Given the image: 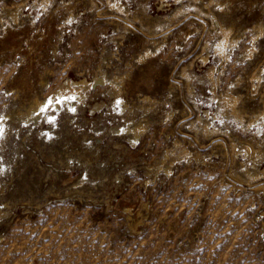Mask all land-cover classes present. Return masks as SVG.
<instances>
[{"label": "rangeland", "instance_id": "1", "mask_svg": "<svg viewBox=\"0 0 264 264\" xmlns=\"http://www.w3.org/2000/svg\"><path fill=\"white\" fill-rule=\"evenodd\" d=\"M263 74L264 0H0V117L68 78L94 83L53 124L9 119L0 264H264V191L243 181L256 166L242 146L264 150ZM234 81L244 122L216 98Z\"/></svg>", "mask_w": 264, "mask_h": 264}, {"label": "bare ground", "instance_id": "2", "mask_svg": "<svg viewBox=\"0 0 264 264\" xmlns=\"http://www.w3.org/2000/svg\"><path fill=\"white\" fill-rule=\"evenodd\" d=\"M48 1V0H47ZM195 1H198V0H195ZM116 4V3H115ZM112 5V4H111ZM125 7V6H124ZM182 7V6H181ZM114 8V7H113ZM182 10V9H181ZM179 12V11H178ZM202 13H203V11H202ZM178 14V13H177ZM210 14V13H209ZM214 16V15H213ZM216 16V15H215ZM223 16V15H222ZM18 17V16H17ZM218 18V17H217ZM17 20V19H16ZM217 20H219V19H217ZM216 20V21H217ZM220 22V21H219ZM218 21H217V24L219 23ZM227 26V25H226ZM226 26H221V32H222V39H221V41H219V43H218V45L216 46V51L220 54V55H222V54H224V51H225V48H226V46H227V44L229 45V43H228V40H229V37H230V35L232 34L231 32H230V30L226 27ZM262 27V26H261ZM161 28V27H160ZM230 28V27H229ZM156 31V30H155ZM231 33V34H230ZM221 34V33H220ZM230 34V35H229ZM221 36V35H220ZM253 49H254V47H252L250 50H249V53H252V51H253ZM147 54H150V51H148L147 53H146V55ZM146 55H144L145 57H146ZM142 59V58H141ZM202 59V58H201ZM207 60H208V57L207 56H204L203 57V61L204 62H207ZM215 68L216 67H214V66H212L210 69H209V71L206 73V75L208 76V77H210L211 79H212V83H213V90L215 91L216 90V86H217V82H218V80H215V79H217L216 77H214V70H215ZM258 70V69H257ZM260 70V69H259ZM185 72V71H184ZM183 72V73H184ZM190 73V71L189 72H187V75ZM262 73V72H261ZM185 74V73H184ZM192 74H194L193 72H192ZM105 75V74H104ZM195 75V74H194ZM264 75V74H263ZM123 76V75H122ZM185 76V75H184ZM190 76H192V75H190ZM112 77V76H111ZM193 77H196V76H193ZM259 77V76H258ZM103 78V77H102ZM114 78V77H113ZM113 78H111L110 80H112ZM126 78V77H125ZM186 78H187V76H186ZM191 78V80H192V77H190ZM253 78V77H252ZM257 78V77H256ZM261 78H262V76H261ZM106 79V78H105ZM115 79V81H117V80H119V79H124V77H115L114 78ZM254 79V78H253ZM98 80L99 79H97L96 80V82H98ZM125 80V79H124ZM124 80H123V82H124ZM237 80V79H236ZM259 80V79H258ZM261 80V79H260ZM259 80V81H260ZM65 81V80H64ZM99 81H103V79L102 80H99ZM106 81V80H105ZM114 81V80H113ZM115 81L112 83V84H114L115 83ZM217 81V82H216ZM257 81V80H256ZM94 82V81H93ZM122 82V81H121ZM251 82V81H250ZM90 84H88L87 83V81L84 79H82L81 81H73V80H70L69 78H68V80H66L61 86H59L56 90H54V91H51L49 94H47V96H45L44 98H39V97H37V98H35L34 99V101L32 102V105L28 108V109H26V110H22V109H24V108H22L21 110H19L18 112H17V114L16 115H12V114H4V115H2L1 117H0V157H3L4 158V160H6L7 158H9V153H8V149H9V146H11L10 145V143H11V139L13 138V136L15 135V133L17 132V129H19V123H18V125H15V126H17L16 127V130H15V127H14V122H12V121H9V119H12V120H16V121H21L22 123H24V124H27V123H31V124H40V125H42L43 123H51V124H53V109H55V111H56V109H59L60 110V108H61V105H62V102L63 101H66V102H69L70 101V99L71 98H75V97H77V98H79V99H81V102H82V100H84L85 101V97H86V91H85V89H87L89 86L91 87V86H93V84L94 83H91V82H89ZM217 83V84H216ZM236 81H234V82H232L228 87H226L225 88V90L223 91V93L222 94H220V95H217V97L216 98H218L219 99V104H220V108H221V110L223 111V112H225V113H227L229 116H232V117H234L235 119H240V120H244V114L246 113V111H245V108L248 106L245 102L247 101H245L244 102V100H243V96H242V93H241V90H238L237 89V87H236ZM259 83V82H258ZM116 84H117V82H116ZM123 84V83H122ZM190 84V83H189ZM239 84V83H238ZM261 84V83H260ZM120 85H121V83H120ZM248 86H250L249 84H247ZM112 86H114V85H112ZM254 87H256V89H257V85H255ZM259 87V86H258ZM261 87H262V85H261ZM116 89L118 88V86L117 87H115ZM120 88L122 89V87L120 86ZM188 88H190V87H188ZM253 89V88H252ZM255 89V90H256ZM259 89V88H258ZM260 90H262L261 88H260ZM118 92V91H117ZM116 92V93H117ZM119 92H121L120 91V89H119ZM257 92V91H256ZM122 93V92H121ZM120 93V94H121ZM254 93V92H253ZM253 93H252V95H253ZM258 93V92H257ZM259 93H261V92H259ZM87 94H88V92H87ZM115 94V93H114ZM256 95V94H255ZM261 95H262V93H261ZM122 96V95H121ZM120 96V97H121ZM258 96H259V94H258ZM262 97V96H261ZM87 98H88V96H87ZM144 100H146V102L149 100V96H146L145 95V97L143 98ZM217 99V100H218ZM78 100V99H77ZM261 98H260V100H257V101H260V102H258V103H261ZM118 101H120V98H118L117 100H116V102H118ZM150 101V100H149ZM249 101V100H248ZM256 101V100H255ZM122 102H124V101H122ZM121 102V103H122ZM64 103V102H63ZM85 103V102H84ZM125 103V102H124ZM257 103V102H256ZM264 104V103H263ZM70 105V104H69ZM69 105H67L68 107H69ZM125 106V105H124ZM263 106V105H262ZM143 108V107H142ZM20 109V108H19ZM18 110V109H17ZM121 110V109H120ZM123 110V109H122ZM121 110V111H122ZM125 110V109H124ZM148 110V109H147ZM220 110V111H221ZM250 112V111H249ZM123 114H125L124 112H123ZM127 114H129V113H127ZM221 114V113H220ZM224 114V113H223ZM248 115V114H247ZM255 115H256V113H255ZM254 115V116H255ZM206 116V115H205ZM208 116V115H207ZM218 116V114L217 113H215V115L213 116V118H216ZM221 116V115H220ZM250 116V115H249ZM258 117H261V118H263L264 119V109L260 112V114L259 115H257ZM199 117V116H198ZM201 117V116H200ZM247 117V116H246ZM137 118V117H136ZM135 118V119H136ZM233 118V119H234ZM249 118V117H248ZM254 117H251L250 118V120H249V125L250 124H252V122H254V119H253ZM139 119V118H138ZM97 120H99V119H97ZM131 120V119H130ZM134 120V119H133ZM132 120V121H133ZM206 120H208V119H206ZM256 120V119H255ZM258 120V119H257ZM138 121V120H137ZM143 121V120H142ZM131 122V121H130ZM244 122V121H243ZM16 123V122H15ZM133 123V122H132ZM144 123V122H143ZM247 123V122H246ZM130 124V123H129ZM134 124V123H133ZM203 124V123H202ZM144 125V124H143ZM22 126V125H21ZM24 126V125H23ZM128 126V125H127ZM129 126H131V125H129ZM251 126V125H250ZM249 126V127H250ZM30 127V126H29ZM44 127V126H43ZM41 128L40 130H38L39 132L38 133H40V135H44L46 138H50L51 136H52V127H53V125H50V127L48 128V129H44V128ZM121 127V126H120ZM124 127H126V126H124ZM124 127H122L123 129H126V128H124ZM144 127V126H143ZM22 128V127H21ZM31 128V127H30ZM118 128V127H117ZM142 126L140 125V126H135V128L133 129V130H131L132 132L134 131L136 134H139V130H140V132L142 131ZM229 128V127H228ZM119 129V128H118ZM121 129V128H120ZM128 129L130 130V127H128ZM127 129V131H129ZM259 129V128H258ZM145 131V130H144ZM203 131L205 132L204 134H207V135H213V134H217L220 130L218 129V127H214V128H212L211 126H210V122L209 121H206L205 123H204V126H203ZM21 132V131H20ZM130 132V131H129ZM131 132V133H132ZM197 132V131H196ZM227 132V131H226ZM35 133V132H34ZM34 133H33V136H34ZM142 133V132H141ZM37 134V133H36ZM198 134V133H197ZM202 134V133H201ZM204 134H202V135H204ZM27 135V134H26ZM134 135V134H133ZM206 135V136H207ZM229 135V134H228ZM17 136V135H16ZM18 138V137H17ZM37 138V137H36ZM26 139H27V137H26ZM232 139V138H231ZM23 140V139H22ZM41 140H42V138H41ZM40 140V141H41ZM14 141V140H13ZM27 141H29V140H27ZM37 141V140H36ZM39 141V142H40ZM137 141V137L134 139V142H136ZM222 141H223V139H222ZM221 138H217V139H215V143L216 144H220L221 142ZM240 141V140H239ZM243 141V140H242ZM25 142H26V140H25ZM38 142V141H37ZM36 142V143H37ZM231 142V144H230V147L232 148V150L231 151H236L237 152V150H235V147H237V146H235V143L231 140L230 141ZM238 142V141H237ZM23 143H24V141H23ZM12 144V143H11ZM40 144V143H39ZM222 144V143H221ZM250 144H252V143H250ZM248 142L247 143H242V146H243V148H244V150H245V152H244V154H245V158H247L248 160H250V161H252V162H254L253 164H255V166H256V168H255V171H247L246 172V178L245 179H243V178H241V179H243V181L245 180V182L246 183H248L249 185H250V187L251 188H253V190L254 191H256V192H259V191H264V169L263 168H261L260 167V164H261V162L262 161H264V150L263 149H258V150H255L256 149V147H255V149L253 148V146H251ZM238 145V144H237ZM176 146V145H175ZM229 147V146H228ZM230 148V149H231ZM11 149V148H10ZM14 150H15V148H13ZM183 152V151H182ZM187 153V152H186ZM186 153H184V154H186ZM234 153V152H233ZM19 154V153H18ZM230 154V153H229ZM171 156V154H170V150H167V152H165V157L163 158L164 160L162 161V162H164L168 157H169V159H171V161H172V164L175 162V160L174 159H172V158H170V156ZM14 156V155H13ZM172 157V156H171ZM236 157V156H235ZM176 158V157H175ZM2 159V158H1ZM234 159V158H233ZM236 159V158H235ZM246 159V160H247ZM160 160H162V159H159V160H157V161H159L160 162ZM247 160V161H248ZM3 161V160H2ZM167 161V160H166ZM158 162V163H159ZM170 162V161H169ZM1 163V162H0ZM5 163V162H4ZM4 163L2 162V166L0 167V171L2 172H4V170L6 169L5 168V166H4ZM7 163V162H6ZM165 163V162H164ZM168 163V162H167ZM248 163V162H247ZM247 163H245V162H241L240 163V167L241 168H244L245 167V165L247 164ZM249 163H251V162H249ZM248 163V164H249ZM14 164V163H13ZM171 164V163H170ZM170 164H167L168 166L170 165ZM7 165V164H6ZM154 165V164H153ZM165 165H166V163H165ZM157 166V165H156ZM159 166V165H158ZM164 166V165H163ZM162 166V167H163ZM8 167V166H7ZM11 167V166H10ZM151 167V166H150ZM154 167V166H153ZM161 167V166H160ZM247 167V166H246ZM253 167H254V165H253ZM158 168V167H157ZM170 168V167H169ZM168 168V169H169ZM167 169V170H168ZM245 169V168H244ZM250 169H253V168H250ZM154 170V169H153ZM160 170H161V168H160ZM162 170H164V168L162 169ZM170 170H172V169H170ZM154 171H156V170H154ZM158 171V170H157ZM157 171L155 172V173H157ZM245 171V170H244ZM237 173V172H236ZM2 174V173H1ZM5 174V173H4ZM245 175V174H244ZM236 177H238V176H236ZM84 180V179H83ZM238 180V179H237ZM82 181V180H81ZM88 181V179L85 181V182H87ZM90 181L92 182V180H89V182L87 183V184H90ZM242 181V182H243ZM79 183V182H78ZM83 182H81V184H82ZM93 183V182H92ZM92 185V184H91ZM95 185H96V183H95ZM103 185V184H102ZM93 186V185H92ZM95 188H97V187H95ZM92 189V188H91ZM93 194H95V193H93ZM139 212V211H138ZM6 214H8V213H6V212H3L2 211V207H1V210H0V219L1 218H3V216L4 215H6ZM4 217H6V216H4ZM4 219V218H3ZM139 223V222H138ZM133 229H134V227H133Z\"/></svg>", "mask_w": 264, "mask_h": 264}, {"label": "snow or ice", "instance_id": "3", "mask_svg": "<svg viewBox=\"0 0 264 264\" xmlns=\"http://www.w3.org/2000/svg\"><path fill=\"white\" fill-rule=\"evenodd\" d=\"M119 105V102H117V106ZM73 111H74V109H73Z\"/></svg>", "mask_w": 264, "mask_h": 264}]
</instances>
